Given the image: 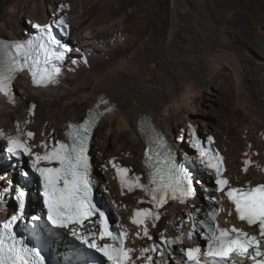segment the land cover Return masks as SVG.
Instances as JSON below:
<instances>
[{"label":"bare ground","instance_id":"1","mask_svg":"<svg viewBox=\"0 0 264 264\" xmlns=\"http://www.w3.org/2000/svg\"><path fill=\"white\" fill-rule=\"evenodd\" d=\"M57 1L59 0H33L31 5L21 6V0H0V32L7 30L12 33L10 35L21 37L22 29L26 27L25 19L22 18L24 14L28 18L44 22L53 11L50 6ZM71 1L70 14L74 22L79 23L80 5L77 9V1ZM114 1L116 0L99 1L102 6L101 18L112 15L109 4ZM180 2L181 0H170L169 16L161 24L162 36L157 42H151L152 34L141 39L122 60L105 70L102 75L104 79L90 87L73 88L70 72H65L59 86L47 90L31 88L25 75L18 76V101L9 105L0 96V127L8 129L25 123L35 128L39 135L43 130L59 131L68 120H80L85 115V101L90 106L99 94L105 93V99L108 103L113 102L116 109L105 118L111 120L115 115L116 127L130 133L137 150L121 140L115 148L111 147L115 133L109 124L103 137L94 141L99 158L108 159L119 155L123 162L139 169L143 142L137 123L143 114H147L166 130H170V135L175 130L177 133L186 121L194 120L216 134L218 143L227 155L228 172H236L240 177L264 176L256 172L255 167L246 175H241L238 170L244 154L254 161V165H264V140L261 138V130L264 128V70L253 68L252 71V66L247 68L252 56L243 46L240 51L236 50L239 53L232 55V60L229 61V48L233 43L230 42L225 19L232 14L229 8L235 0ZM135 12L122 11L120 16H112V30L119 32L124 26V19L132 17ZM74 27V38L78 39L80 36L84 39L90 35L89 25L81 28L83 35ZM262 44L259 48L264 52ZM85 55L89 56L86 52ZM90 58L86 65L91 68ZM215 77L223 78L228 97L236 101V106L243 107L246 119L231 120L232 123L227 124L217 116L223 103L215 105L205 96L198 98L201 88L211 86ZM61 87L65 90L63 93L59 90ZM38 97L43 105L35 108L34 116L28 121L25 118L27 105ZM173 120L177 124L175 130L172 128H175ZM97 128L98 126L95 131ZM253 150H258L259 154L254 156ZM103 176L109 178L110 174L105 170ZM1 181L0 175V184ZM113 197L119 198L117 194ZM129 200V197L123 198L125 202Z\"/></svg>","mask_w":264,"mask_h":264},{"label":"snow or ice","instance_id":"2","mask_svg":"<svg viewBox=\"0 0 264 264\" xmlns=\"http://www.w3.org/2000/svg\"><path fill=\"white\" fill-rule=\"evenodd\" d=\"M60 23L64 24V20L61 19ZM35 27L44 33L43 37L26 42L0 41V92L9 98H12V81L16 74L25 68L31 73L34 85L44 86L57 82L61 71L58 62H62L65 52L70 51L68 45H60L48 25L37 24ZM57 46L63 50L57 51ZM72 63L76 61L73 60ZM99 104L107 105L108 101L101 98ZM100 115L102 113L90 109L83 123L69 125L68 143L58 141L50 149L47 144H43V154L33 151L28 140L23 139L21 135L6 137V151L10 156L26 155L31 158L30 167L39 177L47 221L52 228L70 230L82 244L103 258L94 259L90 264H104V261L107 264H168L169 259L174 261V264H246V261L251 264H264V183L232 186L223 175V157L218 152L203 148L199 140L193 141V147L199 150L206 166L214 170L217 191L232 205V209L227 210V215L231 217L234 214L239 221L255 227L257 231H245L235 224L230 227L222 226L218 218L221 212L225 211L223 208H212L203 213L202 218H198L200 209L197 208L190 215L191 229L187 232V237L191 240L194 233H198L199 237L206 241L203 249L200 245L181 247L178 250L179 255L175 254L171 246L182 244L185 235L183 231L171 238H166L161 233L160 238L164 246L153 243L139 250L127 246L128 230L118 226L120 230L113 231L106 209L98 206L93 195L88 143L91 130ZM3 135L0 131V136ZM24 135L29 139L34 137V133L30 131ZM156 140V150L149 148L145 152V164L149 168L146 184L140 182L139 176L129 177L130 169L112 163L122 192L125 188L128 192L140 189L150 198L148 203L152 207L136 208L131 217V223L141 229L135 236L140 239L146 237L148 240H152V236L147 222L150 221L151 226L156 227V222L161 217L159 210L169 200L185 203L195 195L190 171L184 165L176 163L162 136L158 135ZM208 140L211 142L212 138L209 137ZM42 162L47 166H42ZM252 163L251 160H245L242 170L247 172ZM22 174L25 177L29 175L27 172ZM9 190L10 186L4 189L5 192ZM15 192L18 214L11 216L0 229V264H45L41 252L35 247H30L23 238H17L11 230L12 224L19 219V214L23 213L25 207L26 192L21 187H17ZM212 200L215 201L216 198L213 197ZM97 216L98 219H92ZM33 219L39 221L41 218L37 216ZM78 228L85 231L78 234ZM137 251L138 255L134 256ZM153 254H158L159 259H155Z\"/></svg>","mask_w":264,"mask_h":264},{"label":"rangeland","instance_id":"3","mask_svg":"<svg viewBox=\"0 0 264 264\" xmlns=\"http://www.w3.org/2000/svg\"><path fill=\"white\" fill-rule=\"evenodd\" d=\"M21 1V6H24L31 5L33 0ZM76 1L75 7L77 9L80 5L79 13L81 16L78 19L80 25L77 21L74 22L75 25L73 24V27L75 26L74 29L82 34L83 30L81 28L86 25L88 27L89 25L88 29L90 35L84 39H81L79 36L78 40L85 44V52L91 57L90 64L92 67L90 68L86 64H80L77 66L79 68L75 72H71L73 88L90 87L96 84L100 79H104L102 75L105 70L116 61L118 62L122 60L126 53H128L136 43L147 35L152 34L151 42H157L162 36L161 24L168 18L171 6L170 0H116L109 4V10L112 15L101 18L100 13L102 12V6L99 2L100 0ZM182 1L183 0H181V2ZM72 2L73 1H71V3ZM45 7H47V5H45ZM128 10H135L136 12L132 17L130 16L129 18L124 19V26L122 29H119V32L113 31V22H110L112 21V16H120L122 11L128 12ZM229 10L232 14H230L228 19H225V23L228 28L230 42L234 45L230 47L231 49L229 48V59L230 57L232 58V55H237V53H239L238 51H240L243 46V48L249 51L252 56V59L251 57L249 58L250 62L247 68L249 69V66H252V71L253 68L264 70V52L259 48L261 43H263L262 45L264 46V0H235V3L229 8ZM26 17L27 14H24L22 18L25 19ZM117 19L121 20L120 17ZM0 34L10 36L12 33L3 30ZM231 60L232 59L229 61ZM205 73H208V71ZM19 85L20 84L16 83L17 89ZM59 90L62 93L65 91L63 87ZM204 96L205 98L207 97V100L210 99L212 104L218 105L219 102L224 104L217 116L221 117L220 119L224 120L227 124L232 123L231 120L246 119L243 107L241 105L236 106L234 104L236 101L232 100L230 96L228 97L222 77H215L211 86H204L201 88L198 98ZM34 102L37 104L36 108L43 105V101L39 97L36 98ZM83 107V112H85L86 108L89 107L86 101L83 103ZM109 124L112 125L113 132L115 133L114 136L112 134L113 140L111 142V147L115 148L117 142L121 140L128 142L135 151L137 150L136 144L132 142L130 138V133L116 127L115 115L111 120L105 118L101 121L95 131L94 141L97 140V138L101 139L103 137ZM176 125L175 120H173V126H175V128H172L174 130L177 128ZM169 131L170 130H168V132ZM175 133L176 130L173 135ZM134 150L133 152H135Z\"/></svg>","mask_w":264,"mask_h":264},{"label":"clouds","instance_id":"4","mask_svg":"<svg viewBox=\"0 0 264 264\" xmlns=\"http://www.w3.org/2000/svg\"><path fill=\"white\" fill-rule=\"evenodd\" d=\"M59 1H62V0H59ZM59 1H57V2H59ZM69 4H70V6H71V9H72V5H71V2L70 1H68V0H66ZM56 2V3H57ZM55 4V3H54ZM53 5V4H52ZM51 5V6H52ZM51 6H50V10H51ZM27 19H28V17L27 18H25V25H26V28H27V24H28V22H27ZM30 19H34V18H30ZM34 20H36V21H40V20H38V19H34ZM42 22V21H41ZM45 22V21H44ZM22 34V33H21ZM0 36L1 37H3V38H8V39H10V38H12V37H14L13 35H10V36H5V35H2V34H0ZM15 38H18V37H15ZM69 42L68 43H70V40H68Z\"/></svg>","mask_w":264,"mask_h":264},{"label":"trees","instance_id":"5","mask_svg":"<svg viewBox=\"0 0 264 264\" xmlns=\"http://www.w3.org/2000/svg\"><path fill=\"white\" fill-rule=\"evenodd\" d=\"M69 44V43H68ZM26 170H27V168L26 167H24Z\"/></svg>","mask_w":264,"mask_h":264},{"label":"water","instance_id":"6","mask_svg":"<svg viewBox=\"0 0 264 264\" xmlns=\"http://www.w3.org/2000/svg\"><path fill=\"white\" fill-rule=\"evenodd\" d=\"M0 174H1V172H0Z\"/></svg>","mask_w":264,"mask_h":264}]
</instances>
